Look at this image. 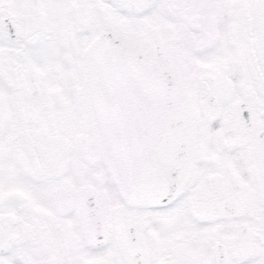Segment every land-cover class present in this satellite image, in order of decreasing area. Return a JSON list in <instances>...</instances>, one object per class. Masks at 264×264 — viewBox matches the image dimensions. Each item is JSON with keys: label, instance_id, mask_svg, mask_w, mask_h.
Masks as SVG:
<instances>
[{"label": "snow or ice", "instance_id": "obj_1", "mask_svg": "<svg viewBox=\"0 0 264 264\" xmlns=\"http://www.w3.org/2000/svg\"><path fill=\"white\" fill-rule=\"evenodd\" d=\"M0 264H264V0H0Z\"/></svg>", "mask_w": 264, "mask_h": 264}]
</instances>
